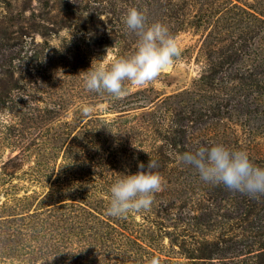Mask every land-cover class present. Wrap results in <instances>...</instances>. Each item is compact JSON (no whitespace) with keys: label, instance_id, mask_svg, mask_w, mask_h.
Segmentation results:
<instances>
[{"label":"trees","instance_id":"16d2710c","mask_svg":"<svg viewBox=\"0 0 264 264\" xmlns=\"http://www.w3.org/2000/svg\"><path fill=\"white\" fill-rule=\"evenodd\" d=\"M132 7L174 37L202 30V70L190 89L158 99L129 86L116 99L83 83L72 112L67 101L33 97L46 72L38 49L62 58L66 31L100 51L114 47L112 62L130 56L137 37L124 17ZM28 39L26 79L14 63ZM100 103L119 120L82 114L83 105ZM31 128L40 134L31 137ZM214 144L246 151L264 167V0H0V264H112L115 253L140 250L143 264L155 253L159 264H264V233L252 236L256 249L246 253H255L232 261L228 234L209 229L230 195L256 219L264 217V197L205 183L178 160ZM6 149L16 154L2 160ZM150 158L166 182L151 208L107 215L111 185L140 163L147 170Z\"/></svg>","mask_w":264,"mask_h":264},{"label":"clouds","instance_id":"9594fccd","mask_svg":"<svg viewBox=\"0 0 264 264\" xmlns=\"http://www.w3.org/2000/svg\"><path fill=\"white\" fill-rule=\"evenodd\" d=\"M126 28L137 37L135 51L127 57H119L110 64L106 57L113 52L107 48L102 61H92L84 74L87 91L107 94L119 99L127 95L129 86L140 88L155 81L181 58L176 38L161 22L147 23L145 14L135 7L129 8L124 17ZM127 82V83H126ZM93 105H83L81 112L90 116ZM178 160L193 168L205 183L223 185L230 191L248 195L250 198L264 197V167L257 166L243 150H231L223 144L200 146L195 151L178 154ZM158 162L150 158L145 165H138L136 174L123 175L110 187L106 214L124 218L131 212L147 211L151 208L155 194L163 191L165 180L157 171ZM149 264H159L153 257Z\"/></svg>","mask_w":264,"mask_h":264},{"label":"rangeland","instance_id":"374dc122","mask_svg":"<svg viewBox=\"0 0 264 264\" xmlns=\"http://www.w3.org/2000/svg\"><path fill=\"white\" fill-rule=\"evenodd\" d=\"M64 40L65 51L62 54V58L57 57V53L49 49H41L40 51L41 59L46 72L39 73L41 78H45L44 82H37L34 85L33 97L39 98L46 102L54 101H67L69 111H75L78 108V104L81 101V94L79 92L80 86L84 83V74L87 72L91 66L92 61H102V59L107 55L106 50L100 51L98 48L93 46H88L83 36L76 33L73 30L66 31L61 34ZM178 46L181 50V58L176 61V63L169 69H166L155 81L150 82L143 87L136 88L132 87V90L146 89L147 95L151 97L158 95V99L164 98L169 95L176 94L183 90L190 89L192 81L199 77L202 70L200 46L203 40L202 30L193 31L187 30L180 32L176 37ZM39 41V38H36ZM27 44L24 45L22 51L17 55L18 58L15 59V65L18 67L17 71L24 75L27 79V73H25V62L28 57L32 55V43L30 39L26 40ZM114 60V51L110 53L106 59L105 63L109 64ZM34 62V59L32 63ZM49 69V70H48ZM36 71V70H35ZM38 71V70H37ZM33 73V72H32ZM40 77H38V80ZM60 101V102H61ZM52 106V105H51ZM50 106V107H51ZM60 104L56 107L58 108ZM63 106V105H62ZM94 106V105H93ZM108 105L105 103H100L95 106V111L93 113H99L101 116L113 118L119 120L117 117L120 113H108ZM144 109H136L128 111L127 118H132V115L138 114ZM232 124L236 120L234 117L231 118ZM36 125L42 126L41 123ZM34 129V130H33ZM31 128V137H35L40 133H37L36 128ZM39 129V128H38ZM29 136L27 140H29ZM16 154V151L10 153L9 149H6L2 154V160L7 159L9 155ZM233 197V202L227 198L221 205V209L216 210L211 217L214 218L210 224V233L221 232L226 235V239L232 240L230 245L234 246L232 250V255H235L234 260H240L247 258L249 255L255 253H246L247 251H252L256 249L254 245L252 236L255 233H264V217H259L258 219L249 217L247 214V207L240 205L239 198ZM262 216V215H261ZM260 219V220H259ZM210 221V220H209ZM254 222V224H253ZM193 223V222H191ZM197 224L194 225L196 229ZM200 226L197 227V229ZM255 240V239H254ZM166 244V241L164 242ZM153 245H159L160 242H154ZM168 255L173 256L171 253ZM144 256L146 253L142 250L136 251L134 255H121L120 253H115L112 256V264H121L124 262L131 264H143L145 262ZM159 255L155 253V257ZM159 259H165L164 256H160ZM135 261V262H134ZM163 264H166L163 260ZM168 264V263H167ZM171 264V263H169Z\"/></svg>","mask_w":264,"mask_h":264}]
</instances>
